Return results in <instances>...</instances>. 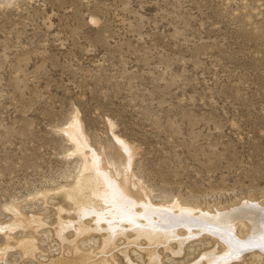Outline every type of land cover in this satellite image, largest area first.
Returning <instances> with one entry per match:
<instances>
[{"label":"rangeland","instance_id":"rangeland-1","mask_svg":"<svg viewBox=\"0 0 264 264\" xmlns=\"http://www.w3.org/2000/svg\"><path fill=\"white\" fill-rule=\"evenodd\" d=\"M75 117L88 152L126 168L155 204L264 205V0H0V228L15 220L12 204L46 223L11 239L0 229V264L74 257L54 228L60 207L76 215L61 190L84 162L65 131ZM96 215L116 226L118 250L68 264H188L205 252L230 255L218 264H264L258 247L228 254L206 229L181 248L155 243V261L142 238L166 232L158 224ZM88 233L84 251L101 244V232ZM26 237L36 242L27 251L16 243Z\"/></svg>","mask_w":264,"mask_h":264},{"label":"bare ground","instance_id":"bare-ground-1","mask_svg":"<svg viewBox=\"0 0 264 264\" xmlns=\"http://www.w3.org/2000/svg\"><path fill=\"white\" fill-rule=\"evenodd\" d=\"M76 118L79 119L78 117L73 118L65 128V131L70 140L75 143L74 153L82 156L84 161L83 167L76 182L72 186L61 189L67 200L71 203V211L76 215L74 218L67 219L68 217L65 218L62 216L61 212L64 209L60 207L58 220H56L57 222H55L56 224L54 228L55 233L60 237L61 241H64L63 243L66 241L72 245V249H70L73 250L72 253L74 257L69 258L66 256L65 252L62 251L60 256L51 259L53 264H68L74 260L73 258H81L90 261L94 260V262L99 260L101 263V261L109 259V255L112 257L110 254L112 250L115 248L118 250L115 240V237H119L116 232V226L111 225V228H108L107 226L103 227L97 219L92 218L94 213L97 214L96 216L116 215L125 220V222L131 223L145 220L153 226L158 224L161 227L160 229L165 230L166 232H174V228L177 229L176 233H160L159 231H155L156 233H154L151 230L150 232L148 230L146 231V236L142 238L146 240V245L144 246L148 256L155 261L159 257L155 255V243H163L165 246L169 247L171 244L177 242L181 248L188 236L191 235L192 230L196 231L204 229L208 230L210 234L216 236V239H218L217 241H219L221 245L229 247L228 254H237L240 250L246 249L247 246H249V248L258 247L264 253V205L246 201L242 205L237 207L233 206L234 208L229 210L213 211L214 209H205L206 211H204L186 205L182 206V204L180 205L175 201H173L175 202L173 204H170V202L169 204H155L149 200L147 195L148 192L146 193L141 188H135V185L134 188L132 187L135 182L130 178L126 168L123 172H120L108 162L106 157H103L104 155L101 156L99 152L92 149L88 152L87 146L88 148H91L89 147V141L87 140V145L86 139L84 140L82 135L83 131L80 130L81 126ZM120 144L124 146L123 141ZM101 160H104L105 163ZM10 208L11 211L13 210V218H15V220L11 222V225L7 226V224L3 229L0 228L7 232V234H5L8 239L12 238V231L17 227H30L34 229V232L38 233V230L46 224L40 217L37 219L27 217L22 213L17 204H12ZM87 216H90V223H88L89 221L86 222ZM71 225L75 229L76 237L70 239L68 235H66L65 229ZM235 228H240V231H243L246 235L237 237L234 233ZM93 230L102 233L101 244L92 247L89 251L81 250L79 245L80 242L78 243L79 236L81 238L82 234L85 236V234ZM88 234L91 235L90 233ZM89 235H87V237ZM32 239L26 237L22 240H16V243L27 251L36 243L34 242V239ZM88 239L85 238V240ZM137 239L139 238L136 235L130 236L126 238V242L135 243L137 242ZM135 246L137 245L135 244ZM124 247H120V250L123 253L127 251V248ZM139 247L142 248V246ZM69 254L71 253L69 252ZM228 256L230 255H217L214 252H205L201 261L199 260L188 264H218L219 262L225 261L224 259ZM104 263L108 264L107 262Z\"/></svg>","mask_w":264,"mask_h":264}]
</instances>
